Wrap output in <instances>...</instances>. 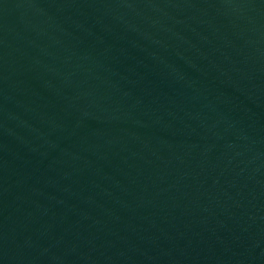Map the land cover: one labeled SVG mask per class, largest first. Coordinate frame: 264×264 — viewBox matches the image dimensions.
Segmentation results:
<instances>
[{"label":"water","instance_id":"water-1","mask_svg":"<svg viewBox=\"0 0 264 264\" xmlns=\"http://www.w3.org/2000/svg\"><path fill=\"white\" fill-rule=\"evenodd\" d=\"M0 264H264V0H0Z\"/></svg>","mask_w":264,"mask_h":264}]
</instances>
